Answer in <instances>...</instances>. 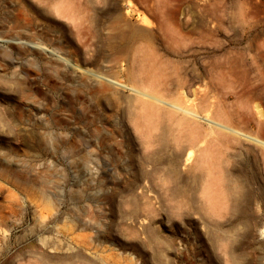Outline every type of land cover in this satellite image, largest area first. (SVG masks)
I'll list each match as a JSON object with an SVG mask.
<instances>
[{
  "label": "rangeland",
  "instance_id": "obj_1",
  "mask_svg": "<svg viewBox=\"0 0 264 264\" xmlns=\"http://www.w3.org/2000/svg\"><path fill=\"white\" fill-rule=\"evenodd\" d=\"M0 42V264H264V0H0Z\"/></svg>",
  "mask_w": 264,
  "mask_h": 264
},
{
  "label": "bare ground",
  "instance_id": "obj_2",
  "mask_svg": "<svg viewBox=\"0 0 264 264\" xmlns=\"http://www.w3.org/2000/svg\"><path fill=\"white\" fill-rule=\"evenodd\" d=\"M18 48L19 47L8 44L7 42H0V63H5L8 68L19 67L18 71L24 77V80H25V79H28L30 76V73L25 71V69H24L28 63L26 64L27 61L25 62L24 60H22L23 58L21 57V55H22L21 53L16 52L17 56L19 57V60L21 59L22 61L19 62L18 59L15 58L14 53H15V50ZM0 65L3 66L2 64H0ZM17 83H18V85H21L23 83V81L17 79ZM35 88L39 89L38 86H35ZM17 98H19V99L22 98L21 94L17 93ZM175 108H177V107H175ZM15 111H16V114L19 115V117L23 116L21 114V112L18 110V107H15ZM186 111H188V110H186ZM33 112L34 113L37 112V109L32 108V107L29 108V113H33ZM190 114L192 115V113H190ZM211 123H213L220 130L223 129L224 131H226L227 134L229 133V134H233V135H241V136H244L245 138H249V136L244 135V134L240 133L239 131H237L231 127L224 126V125L217 123V122H211ZM94 133L98 137L97 143H94V141H92L86 134H83V133H76V136H75L76 141L72 140V139H71V141H68L70 143L69 147L72 149V152H71L72 155L74 154V156L77 157L76 159L73 160V163L75 164V168L77 170L83 169L89 164V157L90 156H93L94 159H96L100 163L101 167L104 169L110 165L108 162V158L113 152L108 145V144H110V141H107L101 135L98 127L95 128ZM115 134H116V137L119 135V129L118 128H115ZM33 139L36 142L37 148H39V146L41 144H43V141L41 138L34 137ZM253 140L257 141L258 144L264 146L263 142L258 141L256 139H253ZM114 144L116 145L115 152H117L118 151V144L116 141ZM80 146L84 149L91 148V151L84 153L83 151L80 150L81 148H78ZM2 160H3V158L0 157L1 162H2ZM4 161L5 160H3V162ZM51 173H53V172H51ZM99 182H108L109 183V179L105 173H102V176H101V179ZM42 184L45 186L56 187V186H58L59 183L56 180H52V181H43ZM85 184H87V183L82 182V186H84Z\"/></svg>",
  "mask_w": 264,
  "mask_h": 264
}]
</instances>
